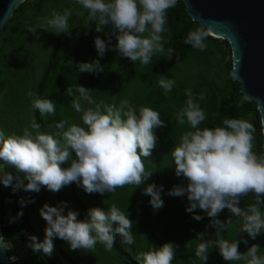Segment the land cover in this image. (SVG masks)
Masks as SVG:
<instances>
[{"label": "clouds", "instance_id": "clouds-1", "mask_svg": "<svg viewBox=\"0 0 264 264\" xmlns=\"http://www.w3.org/2000/svg\"><path fill=\"white\" fill-rule=\"evenodd\" d=\"M179 2L75 0L88 13L85 26L91 30L90 22H95V31L107 36V41L99 36L94 40L99 57L103 58L109 50L117 51L121 57L134 63L138 61L142 66L151 64L154 55L165 54L163 34L169 31L168 12ZM71 15L68 9L53 11L50 16L42 18L37 27L30 26L28 32L35 34L38 29H43L56 35L69 33ZM210 34V29L196 28L189 31L184 43L204 51ZM113 37L117 43L111 46ZM173 51L167 50L169 57ZM238 63L237 60L234 69ZM103 70L99 59L78 65L79 73ZM231 75L237 79L238 72L234 70ZM175 85L174 78L164 75H160L157 81L166 97ZM92 93L93 90L81 85L75 92L71 87L66 89V95L72 98V108L83 114L86 127L69 125L67 120H61L55 123L54 133L42 132L41 124L33 119L24 127L22 134L13 133L5 138L4 130L0 129V184L11 186L13 193L21 188L39 193L42 186L59 192L76 182L88 194L103 195L115 193L126 185L136 188L148 181L154 172L146 169V159L143 158L150 157L156 147L158 138L155 130L167 126L160 113L146 106L137 109L128 99L121 100L118 107L105 105L102 101L97 103ZM185 94L187 100L177 113L176 121L180 126L187 124L192 130L182 135L170 155L176 176L183 177L187 183L175 186L168 195L187 196L186 211L193 214V219H204L195 214L200 209L211 218L208 227L216 229V238L212 240H205L206 233L197 234L199 243L195 256L201 264H207L210 251L216 248L228 264H264V252L259 244H253L246 252L239 251L241 243L249 244L245 234L253 241L264 236V211L261 210L264 207V154L257 155L253 151L256 128L246 119L225 118L223 126L201 129L199 126L207 119V113L191 88L186 89ZM28 96L33 97L34 94L29 92ZM204 99L201 94L199 100ZM253 100L251 95L244 93L239 105ZM85 103L94 107L85 109ZM31 106L39 110L44 120L56 115V103L51 99L36 97L32 99ZM261 123L264 124V120ZM67 161H71V166L63 168ZM5 166L15 169V174L6 171ZM162 191L163 186L158 187L155 183L144 189L143 194L151 197L150 204L154 209L164 205ZM249 193L255 194V202L247 208L241 207L242 199ZM29 202L20 201L22 206ZM225 209L231 216L222 221L218 217ZM40 215L47 222L45 240L40 242L36 236H29L27 245L37 254L42 251L51 257L53 238L66 241L72 251L94 252L97 244H102L106 251L111 252L117 236L122 245L135 244L133 221L115 203L107 210L100 207L89 209L83 220L78 219L80 213L72 210L66 201L59 202L57 206L44 204ZM22 216L21 211L10 222L15 223ZM232 216L241 223L237 238L227 239L223 234L234 227ZM0 246L5 250L3 236H0ZM135 259L138 264H173L176 246L172 242L158 248L151 245L150 250L141 251Z\"/></svg>", "mask_w": 264, "mask_h": 264}, {"label": "rangeland", "instance_id": "rangeland-1", "mask_svg": "<svg viewBox=\"0 0 264 264\" xmlns=\"http://www.w3.org/2000/svg\"><path fill=\"white\" fill-rule=\"evenodd\" d=\"M38 1L32 0L29 5ZM65 9L70 10L72 13L69 19L70 31L75 26L78 27L83 24L75 35H71L68 43L64 40L60 45L58 41L61 34L56 35L43 29H38L35 34L28 32L30 26L37 27L42 18L50 16L53 11L63 12ZM82 11L84 15H80ZM25 14V17L19 21V30L23 31V34L20 35L18 32L6 33L4 36L10 37V42L3 44V48L1 47L2 45L0 46V77L7 83L6 89L0 93V129L4 130L5 138L13 133L22 134L24 127L32 122V99L35 98V90L52 60L61 61V65L72 64L69 80H72L73 75L76 74L77 83H75V86L84 85L85 88L93 90V98L97 103L102 101L105 105L115 104L118 107L121 100L128 99L138 109L145 103L155 104L161 101L162 109L168 110L176 116L179 110L185 106V101L187 100L186 89L191 88L197 101L207 113V119L205 120L207 121L217 117L221 99L232 90L229 80L230 68L232 69V51L229 43L227 42L228 44H226L222 39L207 40L206 50L194 49L182 63L173 64L167 62L164 60V55L156 54L153 56L151 64L142 66L138 61L134 63L129 58L121 57L117 51L109 50L103 58L99 57L94 40L99 36L107 41V36L105 33H97L95 31V22H90L91 30H89V26H85L88 13L80 5L76 4L75 0H44L39 10L30 8L26 10ZM107 31L108 29H106ZM163 35L166 45L168 32ZM116 43L117 41L113 37L111 46ZM55 52L57 56L53 57ZM97 59L100 60L104 70L95 74L94 81L91 80L90 73L85 76L84 73L78 72L79 63L93 62ZM147 68L150 69L148 72L145 71ZM160 75L167 76L169 79L174 78L176 81L173 91L167 97L163 95V90L157 86ZM128 78L134 79L130 86L127 84ZM29 92H32L34 96L29 97ZM60 93L65 95L66 88L61 89ZM201 94L204 95V100H199ZM67 98L68 104H71L72 98L69 96ZM83 106L86 109L89 105L85 103ZM61 108L65 107L61 106ZM74 111L72 110L71 112ZM82 115L81 121L83 122ZM255 117L254 114H249L242 119H246L253 124ZM44 121L47 124L46 132L54 133L56 131L55 123L58 121L54 117L46 118ZM68 124L71 125L73 122H68ZM199 127L203 129L201 125ZM190 130L192 129L187 124L184 126L178 124L180 138L185 132ZM254 135L253 151L257 155H261L263 153L259 151L260 137H258L256 132ZM156 145L157 147L152 150V155L148 158H143L146 159V169L154 173L148 181H145L139 187L135 188L133 185H126L123 188H118L110 196L109 193L103 195L99 193L88 194L81 187H78L76 182L65 186L59 192L49 191L46 186H42L39 193L33 192L35 209L37 211L40 210L44 204L57 206L63 199H67L69 207L79 212L73 196L69 193L72 187H75L76 190L84 193L91 200L90 209L100 207L107 210L111 204L115 203L113 200L119 202L120 197H123V205L141 206L140 214L143 216L148 213V201L151 200L150 196L143 194L144 189L148 185L155 183L158 187L160 185L163 186L161 196L164 205L157 210L161 215L160 218H163V224L157 226L159 229H156L159 234L166 229L171 231L168 233L173 236L188 238L184 244L190 243L193 239V241H196V246L199 243L196 240L198 233H206L205 240L215 239L216 229L208 227L211 218L202 210L197 209L195 214L203 216L204 219L196 221L193 219V214L186 211V206H188L187 196L173 197L168 195V192L175 186L186 185L187 182L183 177H177L175 174L174 161L170 155L175 147H165L158 143ZM65 164L66 168H69L71 161H67ZM57 194L61 197L59 201L56 198ZM115 204L118 205L117 203ZM230 216V212L225 209L218 218L226 221ZM231 218L234 221V227L223 234L227 239L237 238L241 223L236 217L232 216ZM78 219L83 220L85 217L79 216ZM144 224L145 222H143V225H138L140 240L137 246V255L141 251L150 250L151 245L157 247L155 242H153L154 227L150 228L151 234L146 236L144 231L146 226ZM245 238L249 239V244L244 245L241 243L240 252H246L253 244H259L262 247V252H264V245L259 236L255 241L247 237V234H245ZM58 241L59 243L54 244L53 254L59 259L63 258L65 254L70 259L76 260L81 264H120L115 252L106 251L102 244H97L94 252L82 249L72 251L66 241L59 238ZM172 242L175 243L173 240ZM124 246L126 250H129L127 245ZM134 263L138 264V261ZM193 263L201 264L200 261L193 262L189 257L179 254H176V259L173 261V264ZM207 264H228V262L223 260L218 249L213 248L209 253ZM232 264H242V262H232Z\"/></svg>", "mask_w": 264, "mask_h": 264}, {"label": "trees", "instance_id": "trees-1", "mask_svg": "<svg viewBox=\"0 0 264 264\" xmlns=\"http://www.w3.org/2000/svg\"><path fill=\"white\" fill-rule=\"evenodd\" d=\"M32 0H26L24 4H22L18 9L15 10L14 16L0 33V46L3 48V44H7L10 42V37L4 36L8 32L12 33H19L20 35L23 34V31H20V20L25 17V13L27 9L33 8L35 10H39L41 4L44 3V0H39L36 3L30 2ZM83 24L80 26H75L72 31L69 33L61 34L59 38V44L64 40L66 43L69 42L71 35H75L76 31L82 27ZM168 40L165 45V54L164 60L173 64H179L185 61L189 54L194 50L191 45L185 44L184 40L187 38L189 31L194 30L196 28H200L197 23H194L189 15L186 12L185 4L180 1L178 5L170 9L168 12ZM71 29V27H70ZM211 36L208 37V41H212ZM228 44L226 41H224ZM58 44V48H59ZM78 44V43H77ZM76 44V46H77ZM77 50V48H75ZM173 49V54L171 57L168 56L167 50ZM57 52V51H56ZM54 53V56H57V53ZM59 54V51H58ZM55 59V58H54ZM150 69H145L148 72ZM231 70V68H230ZM72 71V64H65L61 65V61L52 60L49 66L46 69L44 77L39 82L36 90H35V98H45L51 99L53 102L56 103V115L55 120H67L68 122H73V124H77L83 127H86L83 122L81 121L82 113H78L76 111L71 112L74 110L71 104H68L67 95L60 93L61 89L71 87L74 92L77 88L75 83H77L76 74L73 75V79L69 80L68 77H71ZM77 73V72H76ZM100 73V72H99ZM156 73H158L156 71ZM87 73H84L86 76ZM95 74L97 73H90V78L92 81L95 79ZM230 75V73H229ZM229 80L231 82L232 90L226 96H224L218 107V115L216 118L212 120H207L201 124L202 128L205 127H216V126H223V120L225 118H237L241 119L244 116L249 114H254L255 121L253 125L256 128V133L258 137H260V146L259 151L263 153V129L261 118L259 112L257 110V105L252 103H244L243 106L239 105L240 100L242 99V94L240 93L241 85L237 82H233L231 76H229ZM80 81V80H79ZM134 81L133 78H128L127 84L130 86ZM84 86V85H83ZM7 87V83L4 79L0 77V93L3 92ZM77 94V93H76ZM65 96V97H64ZM29 100V99H28ZM64 106L65 108H61ZM143 106L151 107L154 110H157L160 113L161 119L166 123V127L156 129L157 135V143L160 145H164L165 147H176V144L180 142V136L178 131V123L176 121V116H174L170 111L162 109V102L158 103H145ZM94 107V106H88ZM63 110V111H62ZM33 119L37 120V123L41 124V131L46 132L47 124L45 123L44 119L41 117L39 110H35L32 108V115ZM50 118V117H48ZM67 127V126H66ZM59 138V137H57ZM157 147V145H156ZM66 163V162H65ZM63 164L62 167L66 168V164ZM155 164V163H154ZM156 166V164H155ZM5 170L8 172H13L15 174V169L9 168L5 166ZM23 175L22 173L20 174ZM27 181H25V184ZM0 190L2 195V211H1V222H2V236L6 240V253L10 260L11 264H81L80 262L70 259L68 255H63V258H58L56 255L52 254L51 257L45 256L42 251L41 253L37 254L32 251L27 245L29 243V236H36L40 242L45 240V228L47 226V222L41 217L40 210L35 209L34 205V196L33 192L25 191L23 188L19 189L15 193H13L12 187H4L3 184H0ZM70 195L73 196V200L79 209L80 216L87 217L88 210L90 209L91 200L85 196L84 193L79 192L72 187L71 191H69ZM112 196L111 193H109ZM57 200L59 201L61 197L57 194ZM124 198L120 197L119 202L117 203L118 207L121 208L122 211L125 212L126 215H129V219L133 221V234L135 236V244L134 245H127L129 250H126V247L121 244L120 237L117 236L114 248L112 252H115L116 257L120 264H135L134 262L135 257L137 256V246L140 240L139 237V227L138 225H143L145 222L146 236L151 234L150 228L154 227V239L153 242L159 247H162L165 243H169L175 241L174 245L176 246V254L185 255L189 257V259L193 262L199 261L198 258L195 256V249H196V241L191 240L188 244H184L188 238L186 237H179L173 236L171 231H167L166 229L163 230L161 234L158 233L156 230L161 224H163L162 219L160 218L161 215L158 213L157 209H154L150 201H148V213H145L143 216L140 214L141 206L132 207L130 204L123 205L122 200ZM30 201L27 203L26 206H22L20 201ZM63 201L67 202V199H63ZM255 202V194L249 193L246 197H244L241 201V207L247 208L251 204ZM68 203V202H67ZM121 205H123L121 207ZM264 211V207L261 209ZM23 212L22 217H18L15 223H11L10 220L12 218H16L19 212ZM37 211V213H36ZM35 213V214H34ZM159 229V228H158ZM164 234V236H162ZM181 235V234H180ZM174 237V238H172ZM152 238V237H151ZM193 238V237H191ZM259 239L262 241L264 245V236H259ZM53 243H59L58 238H53ZM173 243V242H172ZM195 245V246H194ZM194 246V248H193ZM216 249V248H215ZM118 255V256H117ZM137 263V262H136ZM196 264V263H193Z\"/></svg>", "mask_w": 264, "mask_h": 264}, {"label": "water", "instance_id": "water-1", "mask_svg": "<svg viewBox=\"0 0 264 264\" xmlns=\"http://www.w3.org/2000/svg\"><path fill=\"white\" fill-rule=\"evenodd\" d=\"M194 23L210 36L229 43L232 51V72H238L240 93L251 95L264 120V0H180ZM25 0H0V33ZM213 35V36H212ZM234 69V64L236 61ZM264 139V124H262ZM264 154V142H263ZM2 195L0 190V236H2ZM0 264H11L6 249L0 246Z\"/></svg>", "mask_w": 264, "mask_h": 264}, {"label": "bare ground", "instance_id": "bare-ground-1", "mask_svg": "<svg viewBox=\"0 0 264 264\" xmlns=\"http://www.w3.org/2000/svg\"><path fill=\"white\" fill-rule=\"evenodd\" d=\"M212 36H213V35H212ZM213 37H214V39H219V38H217V37H215V36H213ZM213 37H212V38H213Z\"/></svg>", "mask_w": 264, "mask_h": 264}]
</instances>
